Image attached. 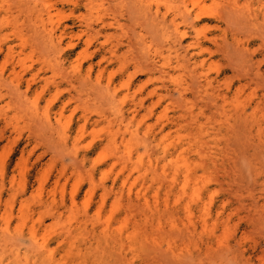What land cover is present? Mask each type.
Here are the masks:
<instances>
[{"label":"rangeland","instance_id":"obj_1","mask_svg":"<svg viewBox=\"0 0 264 264\" xmlns=\"http://www.w3.org/2000/svg\"><path fill=\"white\" fill-rule=\"evenodd\" d=\"M1 258L264 264V0H0Z\"/></svg>","mask_w":264,"mask_h":264},{"label":"bare ground","instance_id":"obj_2","mask_svg":"<svg viewBox=\"0 0 264 264\" xmlns=\"http://www.w3.org/2000/svg\"><path fill=\"white\" fill-rule=\"evenodd\" d=\"M143 7V6H142ZM141 7V8H142ZM203 15V14H202ZM202 15H199L197 16V20H201L203 19V16ZM190 36V33L188 31H185V32H182V33H178V36H177V41H178V45L180 46V48H184V52H185V55H184V60L188 63H190L191 65H194L195 68L197 69V66H198V61L196 60L193 64L192 60L193 58L195 57H191V58H188V54H189V49L190 48H197L198 46H201L203 47V43L201 42H195V43H191L188 47H184V41H186V39ZM179 51V49L177 50ZM155 67H156V64H155ZM144 71H142L141 73H143ZM152 72V70L150 71ZM195 72V71H194ZM161 73L163 74V77L166 76L167 72L164 71V70H161ZM196 76V79L194 80V83H193V88H194V96L195 98H202V96L204 94H207V92H209L210 89H213L214 87V80H212L211 78H209L208 76L206 77V79H204L202 75H195ZM158 79H161L160 77ZM150 81H152V78H150ZM189 89L187 88H182L181 89V95L185 97L186 94H184L185 92H187ZM155 93H157V90L154 91ZM181 96V97H182ZM165 97L160 95V100L159 102H161L162 100H164ZM226 98H224L223 101H225ZM215 107L216 108H219V105H218V102L215 103ZM203 108V107H202ZM210 108V107H209ZM211 109V108H210ZM203 114H205L206 112L204 111H201ZM183 147V146H182ZM173 156H174V152L171 151L169 148L167 147H164L162 153H158V157H157V162L158 164H161L163 163V168L165 169L168 164H171L172 162H174L173 160ZM185 165H188L187 162L185 161ZM187 167V177L190 176V171H189V166H185ZM175 169H176V175L177 173L180 171V166H178L177 164H175ZM176 179V178H175ZM175 179H174V182H175ZM127 180L126 179L124 181V183H127ZM16 255H19L18 253H16ZM0 264H2V258L0 259Z\"/></svg>","mask_w":264,"mask_h":264}]
</instances>
